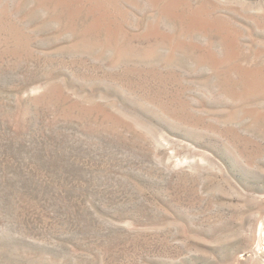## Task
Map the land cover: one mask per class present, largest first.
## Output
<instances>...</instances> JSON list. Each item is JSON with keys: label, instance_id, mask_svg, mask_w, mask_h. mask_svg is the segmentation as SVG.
Wrapping results in <instances>:
<instances>
[{"label": "rangeland", "instance_id": "374dc122", "mask_svg": "<svg viewBox=\"0 0 264 264\" xmlns=\"http://www.w3.org/2000/svg\"><path fill=\"white\" fill-rule=\"evenodd\" d=\"M0 264H264V0H0Z\"/></svg>", "mask_w": 264, "mask_h": 264}]
</instances>
